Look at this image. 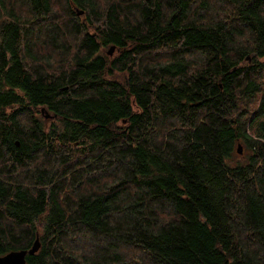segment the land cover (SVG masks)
<instances>
[{
    "label": "trees",
    "instance_id": "16d2710c",
    "mask_svg": "<svg viewBox=\"0 0 264 264\" xmlns=\"http://www.w3.org/2000/svg\"><path fill=\"white\" fill-rule=\"evenodd\" d=\"M36 238L264 264V0H0V255Z\"/></svg>",
    "mask_w": 264,
    "mask_h": 264
},
{
    "label": "water",
    "instance_id": "95a60500",
    "mask_svg": "<svg viewBox=\"0 0 264 264\" xmlns=\"http://www.w3.org/2000/svg\"><path fill=\"white\" fill-rule=\"evenodd\" d=\"M80 14L81 12H77ZM110 50H114V47H110ZM48 116V115H47ZM237 152L242 153L241 144H237ZM39 248L38 238L35 239L32 246L29 249L13 250L4 255H0V264H26L25 256L27 254H34Z\"/></svg>",
    "mask_w": 264,
    "mask_h": 264
},
{
    "label": "rangeland",
    "instance_id": "374dc122",
    "mask_svg": "<svg viewBox=\"0 0 264 264\" xmlns=\"http://www.w3.org/2000/svg\"><path fill=\"white\" fill-rule=\"evenodd\" d=\"M114 51H115V50H110V51H109V49H108V50H106L105 54L108 55V56H113ZM46 117H48V116H46ZM240 144H241V143H240ZM241 147H242V145H241ZM236 148H237V146H236ZM245 152H246L245 148L242 147V153H245ZM242 153H241V154H242ZM237 155H238L237 158L240 159V158H241V155H240V154H237Z\"/></svg>",
    "mask_w": 264,
    "mask_h": 264
}]
</instances>
